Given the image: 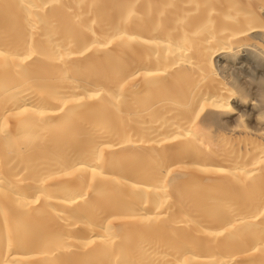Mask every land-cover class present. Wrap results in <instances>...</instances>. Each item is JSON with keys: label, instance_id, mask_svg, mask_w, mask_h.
<instances>
[{"label": "bare ground", "instance_id": "1", "mask_svg": "<svg viewBox=\"0 0 264 264\" xmlns=\"http://www.w3.org/2000/svg\"><path fill=\"white\" fill-rule=\"evenodd\" d=\"M0 264H264V0H0Z\"/></svg>", "mask_w": 264, "mask_h": 264}]
</instances>
